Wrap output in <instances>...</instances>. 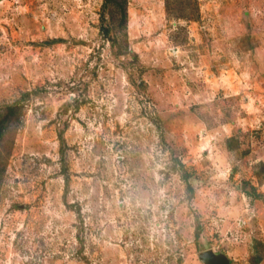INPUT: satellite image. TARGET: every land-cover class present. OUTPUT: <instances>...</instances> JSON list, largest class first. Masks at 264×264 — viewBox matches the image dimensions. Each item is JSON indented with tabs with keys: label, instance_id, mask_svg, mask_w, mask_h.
<instances>
[{
	"label": "rangeland",
	"instance_id": "obj_1",
	"mask_svg": "<svg viewBox=\"0 0 264 264\" xmlns=\"http://www.w3.org/2000/svg\"><path fill=\"white\" fill-rule=\"evenodd\" d=\"M0 131V264H264V0H0Z\"/></svg>",
	"mask_w": 264,
	"mask_h": 264
},
{
	"label": "water",
	"instance_id": "obj_2",
	"mask_svg": "<svg viewBox=\"0 0 264 264\" xmlns=\"http://www.w3.org/2000/svg\"><path fill=\"white\" fill-rule=\"evenodd\" d=\"M199 259L203 264H231V259L226 253L215 251L213 248L200 251Z\"/></svg>",
	"mask_w": 264,
	"mask_h": 264
},
{
	"label": "trees",
	"instance_id": "obj_3",
	"mask_svg": "<svg viewBox=\"0 0 264 264\" xmlns=\"http://www.w3.org/2000/svg\"><path fill=\"white\" fill-rule=\"evenodd\" d=\"M126 2L127 0H106V3H114L116 6H118V8L121 9L122 11V16L125 17L126 16ZM104 29L106 30V32L108 33L109 32V29L107 27H104ZM1 133V131H0ZM188 174L185 173L184 174V179L185 181L188 182ZM187 188L189 189V191H192V187L190 184H188ZM252 190L249 189L247 192H250L249 194H253L254 192H251ZM201 231H202V226L200 224V222H198L197 226H196V237L198 238L201 234Z\"/></svg>",
	"mask_w": 264,
	"mask_h": 264
}]
</instances>
